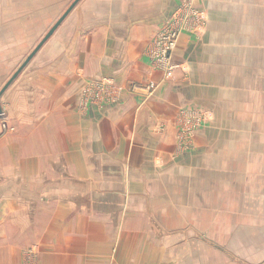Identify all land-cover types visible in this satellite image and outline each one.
Returning a JSON list of instances; mask_svg holds the SVG:
<instances>
[{"label":"crops","instance_id":"obj_1","mask_svg":"<svg viewBox=\"0 0 264 264\" xmlns=\"http://www.w3.org/2000/svg\"><path fill=\"white\" fill-rule=\"evenodd\" d=\"M75 1L0 0V92ZM197 5L169 79L178 0H80L4 92L0 264H264V0ZM101 79L121 102L82 110Z\"/></svg>","mask_w":264,"mask_h":264},{"label":"built area","instance_id":"obj_2","mask_svg":"<svg viewBox=\"0 0 264 264\" xmlns=\"http://www.w3.org/2000/svg\"><path fill=\"white\" fill-rule=\"evenodd\" d=\"M198 0H178L177 10L172 14L153 42L152 59L155 66L163 72L166 78H171L177 68L172 64V55L176 50L180 38L184 32L201 35L206 27L207 15L198 5ZM152 89L155 85H150ZM139 85H132L127 91L136 92ZM125 94L123 86L110 79L88 81L82 89L80 108L87 110L91 107L104 108L121 102ZM5 116L0 112V118ZM182 126L179 134V142L183 147H189L197 129L206 123L198 114L186 113L183 115ZM195 121V122H194Z\"/></svg>","mask_w":264,"mask_h":264},{"label":"water","instance_id":"obj_3","mask_svg":"<svg viewBox=\"0 0 264 264\" xmlns=\"http://www.w3.org/2000/svg\"><path fill=\"white\" fill-rule=\"evenodd\" d=\"M80 0H76L71 7L66 11V13L59 19V21L51 28V30L47 33L44 39L37 45L34 51L29 55L25 61V63L20 67V69L13 75L10 81L5 85V87L0 92V98L4 94V92L9 88L12 82L19 76V74L23 71V69L30 63V61L37 55V53L42 49V47L49 41V39L54 35V33L61 26L63 21L68 17V15L72 12L74 7ZM1 110V107H0Z\"/></svg>","mask_w":264,"mask_h":264},{"label":"rangeland","instance_id":"obj_4","mask_svg":"<svg viewBox=\"0 0 264 264\" xmlns=\"http://www.w3.org/2000/svg\"><path fill=\"white\" fill-rule=\"evenodd\" d=\"M35 42H36V45L39 43V41H35ZM36 45H35V46H36ZM8 74H9V73H8ZM11 74H12V73H10V74L8 75L7 78H6V77H3V78H2L3 81H2V80L0 81V90H1L2 86L4 85V83L8 80L9 76H11ZM1 111H3L2 108H1L0 112H1ZM194 122H195V121H194ZM205 124H206V123H205ZM205 124H204V125H205ZM204 125H203V126H204ZM197 130H199V129H197ZM197 130H196V131H197ZM195 133H196V132H195ZM194 135H195V134H194ZM192 139H193V138H192ZM190 143H191V142H190ZM189 147H190V146H189ZM189 147H186V148H189Z\"/></svg>","mask_w":264,"mask_h":264}]
</instances>
